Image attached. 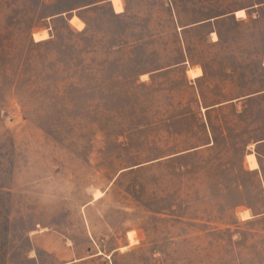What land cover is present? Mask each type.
I'll list each match as a JSON object with an SVG mask.
<instances>
[{
	"label": "rangeland",
	"instance_id": "1",
	"mask_svg": "<svg viewBox=\"0 0 264 264\" xmlns=\"http://www.w3.org/2000/svg\"><path fill=\"white\" fill-rule=\"evenodd\" d=\"M123 5L0 0V264H264V0Z\"/></svg>",
	"mask_w": 264,
	"mask_h": 264
},
{
	"label": "bare ground",
	"instance_id": "2",
	"mask_svg": "<svg viewBox=\"0 0 264 264\" xmlns=\"http://www.w3.org/2000/svg\"><path fill=\"white\" fill-rule=\"evenodd\" d=\"M111 4H112V7L114 9V12L117 15L123 14L125 12L123 0H111ZM236 16L238 19H246L247 18V14L245 11H239L236 14ZM70 24L72 26H74L76 29H78L79 31H82L85 28V24L77 16H73L70 19ZM49 38H50V34H49L48 30L40 32V33L37 32L36 34H34V40L37 43L47 41ZM213 38L216 41L218 39V36L214 33ZM189 74H190L189 76H191L192 79H197V78H200L203 76V71L201 68H196L194 70H191L189 72ZM253 147H254V145L252 146V148ZM246 162H247V165L251 171H257L260 169V163H259L257 155L254 151H252L250 154H248L246 156ZM102 196H103V193H101L99 191L95 192V194H94L95 201L99 200ZM250 212L251 211H249V210H245V211L241 212L240 213L241 219L242 220L252 219L253 216Z\"/></svg>",
	"mask_w": 264,
	"mask_h": 264
},
{
	"label": "water",
	"instance_id": "3",
	"mask_svg": "<svg viewBox=\"0 0 264 264\" xmlns=\"http://www.w3.org/2000/svg\"><path fill=\"white\" fill-rule=\"evenodd\" d=\"M110 2H111V0H110Z\"/></svg>",
	"mask_w": 264,
	"mask_h": 264
}]
</instances>
